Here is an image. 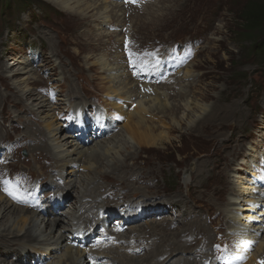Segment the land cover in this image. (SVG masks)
Segmentation results:
<instances>
[{
	"label": "rangeland",
	"instance_id": "1",
	"mask_svg": "<svg viewBox=\"0 0 264 264\" xmlns=\"http://www.w3.org/2000/svg\"><path fill=\"white\" fill-rule=\"evenodd\" d=\"M63 1L67 5V0H34V3H23L22 0H0V140L3 139L8 145L15 143L18 151V159L15 157L11 165H5V167L11 168L12 166L14 171L19 172L29 171L34 179H43V182L48 183L49 186L59 184V190L65 191L74 199L72 203L77 199L80 203L83 200L82 203H84V194H86L85 197H91L90 199L95 203L107 187L116 191L120 190L118 196L115 195L114 198L107 200L108 204L113 203L117 197L120 199L124 192L128 199L135 201L157 196L162 198L161 202L164 205L167 202L176 203L180 207L179 213L181 212V215L176 218V223L181 226H179L180 229L179 227L174 228L175 224L166 219L162 220V223L151 221L142 226L145 229L144 233L154 237L158 245L167 244L162 246L163 249L177 247L176 244L183 242L184 246L180 250L188 252L191 247L185 245L186 238L182 235L183 232H194L195 234L198 230L204 233L205 237L207 236V240L214 239L217 232H221L224 227L233 222L227 215L229 212L238 216L250 215V210L245 209L254 206L260 192L258 188L254 189L255 184L252 177L256 172L255 169H251L249 163L255 160L259 163L258 166L261 165L264 168V53L259 52L258 49L254 50L256 43L264 40V34L257 38V42L251 41L244 34L245 24L239 17L245 6L248 7L254 0H162L142 7L132 5L135 10H129L126 5L124 7L121 0H92L93 7L89 10L72 3V10L69 12L61 9ZM106 3L111 6L112 10H102ZM116 5H120L122 9L120 15H114L120 8ZM115 7H117L116 12H114ZM155 12L163 16L153 20ZM107 15H111V20L107 19ZM126 28H128L127 31H125ZM125 32H131L134 35L135 43L137 41L156 42V40L157 42L158 40L185 41L201 36L204 42L199 48L200 52L190 65L191 69L190 67L186 69L187 76L184 83L192 82V85H183L182 82L181 85L175 84L176 86L168 91L171 94L169 97L162 96L163 103L165 101L173 103L165 112L167 116L153 115L150 112L145 115L147 120L142 124V130L155 127L154 133L165 132L166 136L163 135L159 143L149 145L138 138L132 139L131 127L133 126H130L128 115H125L124 119L114 121L116 131L108 138L101 140L104 144L97 147L100 149L106 142L112 141L111 146L120 145L117 149L120 152L109 157V161L103 157L101 162L92 161V164L88 163V165L82 162L73 169L62 163L65 180L53 181L52 175L59 174L60 171L57 170L56 165L50 164L49 155L45 152H30L38 143L41 145L47 141V137L42 135L40 137L38 133L33 137L29 135L31 131L34 132L38 128L41 132L48 133L46 122L49 119L53 120L56 126L60 124L63 126L60 113L64 107L69 106V101L73 102L72 105H77L80 101L79 97L81 100L85 98L88 106L94 101L107 105V100L109 103L113 100V103L116 101L126 103L128 111L136 112L138 109L133 108L136 106L133 100L124 102L119 96L112 98L105 95L107 91L105 89L109 85L106 74L110 71L102 70L100 62L114 63L112 61L114 57L120 55L122 62L126 63L124 49H121ZM35 55L41 56L43 62L36 59ZM28 58L30 59L29 66L24 63ZM97 61L99 63H96ZM44 62L46 66L43 68L41 64ZM6 63L10 66L6 69L2 68ZM24 67L27 69L24 70ZM126 68L129 72L127 64ZM29 69H34V73L29 72ZM129 77H127V82L130 83V87L136 88L138 84H135L136 77ZM132 78L134 82L131 84L129 79ZM142 83L139 85L142 86L147 81L144 80ZM71 86L74 87L78 98L74 97V93L72 95ZM30 89L34 92L33 98L28 99L29 96H25L23 102L16 100V94ZM175 89L176 92L183 90L182 92L187 93L184 95L185 98L177 96L178 93L173 91ZM145 91V88L142 89L143 93ZM164 94L167 95L165 92ZM137 95L138 92L133 94V99ZM35 96L40 101L48 99L47 102L52 108L49 115H52L53 119L50 116L42 119L40 113L34 115V112L25 108V106L33 107L35 110L38 108ZM6 98L9 102L5 105ZM50 98L54 105L51 104ZM174 103L178 105V111L173 110V107L177 106ZM185 104L190 105V109ZM195 104L214 107L215 112L222 106H232V108L227 113L223 112L224 117L227 116L216 123L209 122L211 115L207 113L205 120L208 119V122L205 127L203 128L199 123L193 128L192 116L199 113V110L194 111ZM110 105H108L110 112L120 117L117 114L119 112L113 113L111 108L113 105ZM3 110L5 113L2 116L1 111ZM155 111L157 112L158 109L155 108ZM42 115V117L46 116V114ZM140 117L135 115L133 123L137 122ZM217 132L220 133L214 136ZM62 134L64 135V133H59L53 138L56 141L53 142L54 145L60 141L59 137L63 136ZM50 147L57 156L58 153L54 152L52 146ZM71 150L72 148L68 149L70 152L66 153V160L73 157V160L78 162V155L69 157ZM257 154L262 157V160L257 158ZM118 158L121 166L116 171L112 170L113 163ZM127 168L129 170L125 172ZM71 170L72 175L69 174ZM89 177L95 178V186L98 185V187L88 189L91 182L86 183L84 187L81 186ZM69 178L74 182L77 181V186L70 189L68 193L63 185L69 182ZM237 185L238 192L233 189ZM246 189L249 190L246 191ZM234 197H241L242 205L245 204L241 207L243 208L241 215L236 209L240 208L237 205L240 202L234 200ZM244 199L250 201L245 202ZM72 203L67 202V214L69 216L79 215V207H75V211L72 210L71 208L75 206ZM258 203L257 210L260 216L255 219L258 221L255 223L257 228L264 222V207H260L264 203L259 201ZM206 213L211 216V223L205 218ZM252 215L256 216L258 212L255 211ZM6 217L0 220V229H4L5 224L9 227L13 223L12 220L18 219L16 214L12 215V219ZM213 217L216 219L211 221ZM247 218L241 219L242 222L248 223ZM59 219L60 217L56 216L49 217L44 224L42 222L44 219L37 218L38 224L43 223V233L41 228L35 225V228H32L34 234L37 232L34 237L39 239H33L31 243L24 242L25 245L19 248L23 254L26 250L31 253L27 255V262L24 264L30 263L29 260L36 252L48 251L50 256H55L57 259L51 264L58 262L59 257L65 254L66 249L70 247L67 246L66 238L62 244L60 243L57 253L50 252L52 245L57 247L55 242L60 231L67 233L66 229L70 228L66 220L58 223ZM197 220L199 223H194ZM238 222L240 223V219ZM155 223H158L161 231L157 232L153 229ZM29 224L28 221L24 225V230L30 227ZM62 226L66 228L62 229ZM133 230L136 231V229ZM239 230L245 231V228H239ZM54 233L57 235L55 236ZM154 233L159 234L156 236ZM163 236L174 237V239L162 240ZM177 237L182 242L176 241ZM236 243L234 238L232 243L229 242V252L236 248ZM220 248L222 249L221 246ZM79 250L82 252L81 249ZM18 253L15 254L13 250L8 253L0 252V257L7 259L9 264H22L23 262L18 260L20 255ZM233 254L229 256V264L237 263ZM175 255L176 253L173 257ZM124 257L127 259L126 256ZM81 259L88 264L84 255ZM142 261L143 263L140 264H145V260ZM244 261L247 260H243L242 263ZM257 263L259 264L255 257L254 264Z\"/></svg>",
	"mask_w": 264,
	"mask_h": 264
},
{
	"label": "bare ground",
	"instance_id": "2",
	"mask_svg": "<svg viewBox=\"0 0 264 264\" xmlns=\"http://www.w3.org/2000/svg\"><path fill=\"white\" fill-rule=\"evenodd\" d=\"M162 0H160V1H158V2H161ZM67 2V5H66V3L63 1L62 3V10H66V11H68L69 12V10L71 11L72 10V6H71V4L72 3H75L76 5H77V7H82L83 9H87V10H89L91 7H93V3L91 4V2H93L92 0H86V1H77V0H67L66 1ZM121 3H122V5L125 7V3H124V1L123 0H121ZM153 3H155V2H149V3H147V4H145V5H149V4H153ZM96 5V4H95ZM117 7H120V5H116ZM117 7H115V9H114V12H116V10H117ZM126 7L129 9V10H135V7L134 6H132V5H126ZM74 8V7H73ZM102 10H104V11H110V10H112V8H111V6H109V5H107V3H106V5L105 6H103L102 7ZM82 11V10H81ZM86 11V10H85ZM121 11H122V9H121V7L118 9V11H117V14H114V15H120L119 13H121ZM157 11V10H156ZM123 14H124V12H123ZM111 15H107V19L109 18V20H111V17H110ZM161 16H163V14L162 15H159V12H155V14L153 15V20H154V18H156V17H158V18H160ZM127 25H128V23H126ZM118 30V27L116 28V31ZM124 42H125V38H124V34H123V44H124ZM122 46V45H121ZM122 50L124 49L123 47L121 48ZM35 57H36V59H39L40 61H41V56L39 57V56H37V55H35ZM121 57H120V55H116L115 57H114V60H112V61H114V63H109L108 61H104V62H100V64L102 65L101 66V69L103 70L104 69V71L105 72H109L110 71V73L109 74H106L107 75V77H106V79H108V82H109V85L106 87V89L105 90H107L105 93V95L106 96H109V97H112V98H115L116 96L118 97L119 96V98H121V100H123L124 102H129V101H132L133 100V103L136 105V106H134L133 108H138L137 109V111L136 112H133V111H128V109L126 108L127 107V104L126 103H118V101H116V102H114L113 103V100L112 99H110V100H112L110 103L108 102V100L106 101L107 102V105H105L106 106V108H107V110L108 111H111V110H109V107H108V105H110V104H112V105H110V106H112L111 108H112V110H113V113H117V112H119V113H117L120 117H117V116H115L114 114V116H115V118H117L118 119V121H120L121 119H124L123 118V116H125V115H128V123L130 124V126H133V127H131L132 129V139H137L138 138V140H140V141H142V142H144V143H146V144H149V145H155V144H157V143H159L161 140H162V138H163V135H165L166 136V134H164V133H159V134H156V133H154V131H153V129L155 128V127H152V129L150 128L149 129V127H148V129L147 130H142L141 128H142V124L145 122V120H147L146 119V117H145V115H148V112H150L151 114H153V115H161V116H163V114L165 115V116H167V113H165V112H167L168 110H167V108H169V106H171V105H173V103H169V102H164L163 103V101L161 100V98H163L164 96L167 98V97H169V95H171V94H169V92L168 91H170V90H172L173 89V87L174 86H176L175 84H177V85H181V82L183 83V85H189L190 86V84L192 83V82H186V83H184L185 82V77L187 76L186 75V73H187V71H186V69L187 68H189L190 67V69H191V64L193 63H191L190 65H186L185 67H183L182 69H183V75H181V77H180V79L178 78H176L177 80H176V82L174 83V84H171V85H162V86H155V85H153L154 84V72L153 71H151V70H149L147 67H145V66H141V69L139 70V75L136 77V82H135V84L136 83H138V84H136V88L134 87H130V83L129 82H127V77H133V73H132V70H130L129 68H128V71L129 72H127V68H126V64L127 63H123L122 62V59H120ZM124 58H125V55H124ZM43 60V59H42ZM103 60V59H102ZM126 60V59H125ZM29 61H30V59L28 58V59H26L25 60V64L27 65V66H29ZM41 62H43V61H41ZM96 63H99L98 61L96 62ZM3 65V64H2ZM42 65V67L44 68L45 66H46V62H44L43 64H41ZM8 66H10L9 65V63H6V64H4V67H2V68H4V69H6V68H8ZM128 66V65H127ZM122 68V69H121ZM124 68H126V70L124 69ZM27 69V67H24V70H26ZM34 71V69L33 70H31V69H29V72H32V73H34L33 72ZM126 71V72H125ZM27 73H29L28 71H26ZM180 72V70H177L176 71V74H177V76H178V73ZM191 72V71H190ZM148 74H150V76L148 75ZM191 74V73H190ZM141 76H143L142 78H141ZM129 77V78H130ZM150 79V81H151V83L149 84V83H144V85H142V86H140L141 84L140 83H142L144 80L146 81V79ZM122 80H124V82H122ZM79 81H81V80H79ZM107 81V80H106ZM105 81V82H106ZM129 81H131V84H132V82H134V79L132 78V79H129ZM140 84V85H139ZM143 84V83H142ZM69 85V84H68ZM71 85H73V84H71ZM149 85H151V86H153V88H151L150 89V86ZM192 85V84H191ZM27 86V85H26ZM74 86V85H73ZM73 86H71L72 87V90H71V92H72V95H73V93H74V97H76V98H78L77 96V94H76V92H75V90H74V87ZM145 88V93H143L142 92V89H144ZM147 88V89H146ZM76 89V88H75ZM140 89V90H139ZM180 89V88H179ZM68 90V89H67ZM140 92H139V91ZM152 90H154V92L152 91ZM25 91V90H24ZM174 91V93H178V95L177 96H180L181 98H185V94H187V93H185V92H182L183 90H180V91H178V92H176V89L175 90H173ZM137 92H138V95H137V97L135 98V99H133V94H137ZM142 92V93H141ZM164 92L167 94V95H165L164 94ZM78 93V92H77ZM17 96H15L16 97V100L18 101H22V100H24V97L25 96H29V97H27L28 99H31V98H33L34 96V92L30 89V90H28V91H26V92H23V93H20V94H16ZM65 95H67V94H65ZM163 96V97H162ZM70 97V96H69ZM80 98V97H79ZM78 98V100H80L79 101V103L78 104H84V103H87V101H85L84 99H79ZM38 103L36 104V106H38V108H36V110L33 108V107H27V106H25V105H23V106H25V108H27V109H29L30 111H32V112H34V115H36V113H40V118H42V119H44L45 117H47V116H50V118H52V115H49V113H51V111H52V108H50V105H49V103L47 102V100H39L36 96H35V98H34ZM66 99V98H65ZM147 99H149V100H147ZM151 99V100H150ZM39 100V101H38ZM59 100V99H58ZM62 100V99H61ZM120 100V101H121ZM135 100V101H134ZM50 101H51V98H50ZM77 101V100H76ZM7 102H9V99H7L6 98V101H5V105L7 104ZM23 102V101H22ZM66 102V101H65ZM68 103V102H67ZM73 102L72 101H69V104H72ZM132 103V104H133ZM51 104H53V102L51 101ZM63 104V103H62ZM61 104V105H62ZM65 104V103H64ZM54 105V104H53ZM174 105H177V104H175L174 103ZM208 105H210V104H208ZM185 106L186 107H188L189 108V106L187 105V104H185ZM156 109H158V111L156 112L155 111V108ZM178 107V105L177 106H174L173 107V110H177V109H179V107ZM182 107V106H181ZM219 108V107H218ZM232 108V106L230 107V106H226V107H220V109L217 111V112H215V109H214V107L213 108H211V107H208L207 105L206 106H203V105H199V104H195V108H194V111H198L199 110V113H196V114H194L193 116H192V122H193V124H192V127L194 128L195 127V125H199V123L203 126V128L205 127V125L207 124V122H208V119L207 120H205V118H207V113H209V115H211V118L209 119V122H212V123H216V122H218V121H221L222 119H225V117L227 116V115H225V117H224V113H227V111L228 110H230ZM190 109V108H189ZM178 111V110H177ZM210 111V112H209ZM154 112H156V113H154ZM224 112V113H223ZM240 112V111H239ZM5 112H4V110L3 111H1V114H2V116H3V114H4ZM217 113V114H216ZM42 114H46V116H44V117H42L43 115ZM135 115H139V116H141L140 117V119L137 121V122H134L133 123V117L135 116ZM5 117V116H4ZM53 119V118H52ZM215 125H217V124H215ZM46 126H47V129H48V133L47 132H41V130H39L38 128H36V130L34 131V132H30L29 133V135H32L33 137L34 136H36L37 135V133L39 134V136L40 137H42V136H45V137H47V141H45L44 143H42L41 145L38 143L37 144V146L35 145L34 147H33V149L30 151V152H45L46 154H48L49 155V157H48V159L50 160V164L51 165H56V167H57V170L59 169V174L57 173V174H53L52 175V178H53V181H56L57 179H59V180H65V177H64V175H63V168L64 167H62V163H65L67 166H70L72 169L74 168V167H76L77 165H79V164H81L82 162L85 164V163H87V165H88V163H91L92 164V161H100V160H102L103 159V157H104V159H108V161H109V157H111V156H114V153H117L119 150H117L119 147H120V145H117V144H115V145H113V146H111V144H112V141H109V142H106V144L103 146V147H100V149L99 148H97L99 145H102V144H104L102 141H99V142H96L95 144H91V145H89V146H86V147H79L76 143H75V140L72 138V137H69V135H66V133L64 132V128H63V126H62V124H60L59 126H56L55 124H54V122H53V120H48L47 122H46ZM197 127H199V126H197ZM130 128V127H129ZM202 129V128H201ZM130 130V129H129ZM130 130V131H131ZM43 131V130H42ZM221 132H222V129L220 130ZM59 133H64V135L63 136H60L59 137V142L57 141V145H54L53 144V142L55 143L56 141H55V139H53L56 135H58ZM220 132H217V133H215L214 134V136H216V135H218ZM28 135V134H27ZM42 135V136H41ZM31 136V137H32ZM38 136V137H39ZM109 137V136H108ZM107 137V138H108ZM116 137H118V136H116ZM125 138V137H124ZM121 139H122V137H121ZM120 139V140H121ZM56 140H58V139H56ZM127 140V139H126ZM31 141V140H30ZM51 141V142H50ZM42 142V141H41ZM120 142V141H119ZM118 142V143H119ZM137 142V141H136ZM139 142V141H138ZM117 143V142H116ZM123 143V142H122ZM141 143V142H140ZM121 144V143H120ZM50 146H52L54 149V152H56V153H58V155L56 156L52 151H51V147ZM55 146V147H54ZM64 147H66V148H64ZM64 148V149H63ZM69 148H72V150H71V154L69 155V157H71V156H73V155H78L79 156V160H78V162H76L75 160H73V157H72V159H69V160H66V153H68V152H70V151H68V149ZM56 149H59V151H55ZM60 149H62V150H60ZM121 149V148H120ZM120 152V151H119ZM65 153V154H64ZM118 157V156H117ZM253 157V156H252ZM259 157V159L260 160H262V157H260L258 154H257V158ZM111 159V158H110ZM114 159V158H113ZM64 161H66V162H64ZM107 161V160H106ZM255 161V160H254ZM254 161H251L249 164H250V167H251V169H255V172L257 171V169H259L260 168V166H258V162H254ZM80 162V163H79ZM101 162V161H100ZM111 162V161H110ZM109 162V163H110ZM119 162H120V160H119V158L118 159H116V161H114V163H113V165H114V167H113V165L111 166V167H113L112 168V170H118V167H120L121 166V164H119ZM221 162V161H220ZM49 163V162H48ZM59 163H60V165H59ZM83 164V166H86V165H84ZM94 164V163H93ZM96 164V163H95ZM111 164V163H110ZM123 164V163H122ZM218 165V164H217ZM94 166V165H93ZM106 166V165H105ZM88 167V166H87ZM227 167V166H226ZM144 169V168H143ZM129 169L127 168V169H125V172H127ZM138 170V169H137ZM75 171V170H74ZM122 171V170H121ZM120 171V172H121ZM139 171V170H138ZM202 171V170H201ZM251 171V170H250ZM72 170H71V172L69 173V174H71L72 175ZM135 173V172H134ZM113 174V173H112ZM257 174V173H256ZM256 174H254V176H257ZM90 175V174H89ZM135 176H136V174H134ZM143 175V174H142ZM141 175V176H142ZM75 176V175H74ZM71 177V176H70ZM102 177H104L103 176V174H102ZM123 177V174H122V176H121V178ZM129 177V176H128ZM144 177V176H143ZM142 177V178H143ZM126 178V177H125ZM141 178V177H140ZM89 179H91V180H89ZM89 181L86 179L82 184H81V186L82 187H84L85 186V184L86 183H88V182H91V184H90V186L88 187V189H91V188H93V187H98V185L97 186H95L96 184H95V182H96V180H95V178H92V177H89ZM133 179V178H132ZM137 179V178H136ZM214 179V178H213ZM127 180V179H126ZM142 180V179H141ZM120 181H122V180H120ZM137 181V180H136ZM77 182V181H76ZM76 182H74L73 181V179H71V178H69V182H67V184H65V185H63V187L65 188V189H67V192L69 193L70 192V189H73V187H75V186H77V183ZM127 182V181H126ZM130 182V181H129ZM134 182V181H133ZM138 183V182H137ZM136 183V184H137ZM112 184V183H111ZM119 184H121V183H119ZM139 184H140V182H139ZM253 184V183H252ZM47 185H49L48 183H47ZM124 185V184H123ZM135 185V184H134ZM151 185V184H150ZM59 186V184H57V187ZM114 186V185H113ZM112 186V187H113ZM217 186V185H216ZM52 187V186H51ZM72 187V188H71ZM123 187V186H122ZM147 187V186H146ZM100 188H101V186H100ZM150 188V187H149ZM215 188V187H214ZM259 189L258 191L260 192L259 193V196H257V199L258 200H255V202H254V206L252 207V208H250V209H248V208H246L245 210H250V215H246V216H244L242 213H243V208H241L243 205H245V204H243L242 205V200H241V197H238V198H236V197H234V200H237L238 202H240V203H237V205L238 206H240V208H236V209H238L240 212V215L241 216H238V215H234L233 213H231V212H229V214H227L229 217H231V219H232V221H233V223H234V225L233 226H235V228H238V229H236V231H237V235H235L236 237V239H237V243H236V248H234V250H233V252H231L233 255H235L234 256V259H235V261L237 262L236 264H254V260H255V257H257V259L258 258H260V259H262V258H264V229H263V227H264V222L257 228V226H256V221L257 220H255V219H257L260 215H259V211L257 210L258 208V201L259 202H261V203H264V189H262L260 186H259V184H258V186H255L254 185V189ZM148 189V188H147ZM235 191H237L238 190V185L235 187V188H233ZM102 190V189H101ZM123 190V189H122ZM135 190V189H134ZM211 190V189H210ZM247 190H249V189H246V191ZM118 191H120V190H118ZM117 191V192H118ZM261 191H263V193H261ZM126 192H128V191H126ZM136 192V191H135ZM152 192V191H151ZM217 192V191H216ZM238 192V191H237ZM0 220L1 219H3V218H5L6 216L8 217V218H10V219H12V215H17L18 216V219L16 220H12L13 221V223H12V225H10L9 227H6V224H5V226H4V229H0V245H4V247H0V252H2V253H8V252H10V250H13L14 251V253L16 254V253H18V254H20L19 256H18V260H20V261H22V258H24L26 255H28V254H31L30 252H29V250H26V251H23L24 252V254L23 253H21L20 252V250H19V248L20 247H23V245H25V243L24 242H32L33 241V239H39V238H36V237H34L35 235H36V233L34 234V232H33V229L32 228H35L34 226L36 225H38V227H40L41 228V231H42V233H43V223H40V224H38V222H37V218L39 217V218H42V219H44L42 222H44V224H46L45 223V221L46 220H48V218H46V217H44V216H41L42 214L39 212V211H35V210H33L32 208L35 206L34 204H32V203H29L28 204V206H18L16 203H14V202H12L8 197H7V195H6V193L0 188ZM104 193V192H103ZM125 193V192H124ZM123 193V194H124ZM133 193V192H132ZM131 193V194H132ZM212 193V192H211ZM250 193H253V192H250ZM85 195L86 194H84L83 196V198H84V203H80L79 201H78V199L76 200V202L75 203H72V201H74V199H72L71 197H69V195H63V200H65V201H70L73 205H75L76 207H85V208H89V213L87 214L88 216H90L91 215V213H92V208L94 207L93 205H94V203L92 202V200L90 199L91 197H85ZM145 195V194H144ZM143 195V196H144ZM142 196V197H143ZM130 197V196H129ZM114 198V197H113ZM229 198V197H228ZM148 199V198H147ZM233 199V198H232ZM245 200V199H244ZM261 200V201H260ZM141 201V200H140ZM250 200H245V202H249ZM257 201V202H256ZM186 202V201H185ZM12 203V204H11ZM168 203V202H167ZM233 203V202H232ZM78 204V205H77ZM83 204V205H82ZM108 204V203H107ZM174 204V203H173ZM236 204V203H235ZM234 204V205H235ZM165 206V205H164ZM197 207V206H196ZM216 207V206H215ZM260 207H264V205L263 206H260ZM45 208H47L48 209V211L49 212H52L55 208L53 207V204H52V199H49V200H47L46 202H45ZM190 208V207H189ZM193 208V207H192ZM216 209V208H215ZM261 209V208H260ZM10 210H12L11 212H10ZM224 210V209H223ZM34 213H33V212ZM191 211V210H190ZM255 211L256 212H258V215H256V216H253L252 215V213H255ZM225 212H227V209H225ZM5 213H6V215H5ZM31 213V216H29V214ZM181 213V212H180ZM186 213V212H185ZM235 213V212H234ZM85 213H83V214H81V215H72L71 217H81L82 215H84ZM190 214H191V212H190ZM86 215V214H85ZM181 215V214H180ZM37 216V217H36ZM69 216V215H68ZM222 216H223V214H222ZM6 217V218H7ZM35 217H36V219H35ZM245 217H248L247 218V220H248V223H245V222H242V220L241 219H243V218H245ZM15 218H16V216H15ZM201 218V217H200ZM225 218V217H224ZM240 219V223L238 222V220ZM87 219V217H85V220ZM227 219V218H226ZM183 220H185V219H183ZM191 220H192V218H191ZM259 220V219H258ZM7 222H9V220H6ZM29 221V225H30V227H28L26 230H24V225L27 223ZM61 221H63L61 218L58 220V223H60ZM207 221V220H206ZM217 221H218V219H217ZM255 221V222H254ZM263 221H264V219H263ZM6 222V223H7ZM180 222V221H179ZM237 222V223H236ZM258 222V221H257ZM162 223V222H161ZM193 223V222H192ZM194 223H199V221L197 220L196 222H194ZM23 224V225H22ZM158 223H155V226H154V230L155 231H161L162 229L161 228H159L160 226H158L157 225ZM230 224V223H229ZM227 225V224H226ZM253 225H255V228H253L252 229V227H253ZM184 226V225H183ZM193 226V225H192ZM45 228V227H44ZM63 228H66V226H62V229ZM69 228V227H68ZM207 228V227H206ZM239 228H245V231H242V230H239ZM181 229H183V228H181ZM60 230V229H59ZM140 230H145V229H143V227H141V229ZM154 230H151V231H154ZM67 231H68V229H67ZM133 231L134 230H132V231H129V232H127V234H131V233H133ZM147 231V230H146ZM192 231V230H191ZM239 231V232H238ZM135 232V231H134ZM169 232V231H168ZM181 232H183V231H181ZM53 233V232H52ZM58 233V232H57ZM171 233V232H170ZM66 234L67 233H65V232H61L60 231V234L57 236V241L55 242V246H57V247H53V245H52V247H50V249H52L50 252H54V253H57V251L59 250V246H60V243L62 244L63 243V241H64V239L66 238ZM153 234V233H152ZM159 233H154V235H158ZM165 234V233H164ZM167 234V233H166ZM177 234V233H176ZM41 235V234H40ZM54 235L56 236L57 234L56 233H54ZM208 235V234H207ZM37 237H39V236H37ZM42 237V236H41ZM207 237V236H206ZM53 238V237H52ZM162 238V240H165L166 238H168L169 240L171 239V238H173L174 239V237H171L170 238V236H168V237H165V236H163V237H161ZM209 238V237H208ZM167 239V240H168ZM176 239V238H175ZM211 239V238H210ZM168 240V241H169ZM177 240H179L178 239V237H177V239H176V241ZM44 241H45V239H44ZM66 241V240H65ZM167 241V242H168ZM180 242H181V240H179ZM29 243V244H30ZM155 243V242H154ZM173 243H174V241H173ZM177 243V242H176ZM162 244V243H161ZM159 244V245H157V248L156 249H153V250H151L150 252H148V253H146L143 257H144V259H142L143 257H140V256H129V255H123V257H121V258H125L124 256H126L127 257V263H124V264H140V263H143V261L142 260H145L144 261V263L145 264H148L149 262L150 263H153V261H155V259H156V257L157 256H159V255H168L169 254V256H167L163 261H159V260H157L156 259V263L157 264H167L168 262L166 261L168 258H170V259H172L173 258V255L176 253V251L177 250H179L180 249V245H182V243L181 244H176L177 245V247L175 246V248L174 249H170V250H167V249H163L162 248V246H166L165 244ZM67 246H69V245H67ZM172 248V247H171ZM181 251V250H180ZM183 251V250H182ZM231 251V250H230ZM48 252V251H47ZM118 252V251H117ZM5 255V254H4ZM23 255V256H22ZM6 256V255H5ZM22 258H21V257ZM4 257V256H3ZM66 257V258H65ZM1 258V257H0ZM65 258V261L63 262V259ZM81 258H83V253L79 250V249H74V248H72V246H70V247H68L67 249H66V251H65V254H63V255H61L60 257H59V259H58V262H56L55 264H85V261H82V259ZM140 258V259H139ZM142 259V260H141ZM234 259H232V262H233V260ZM169 260V259H168ZM243 260H247L246 262L244 261L243 263H242V261ZM264 260V259H263ZM77 261H81V262H77ZM166 261V262H165ZM165 262V263H164ZM9 264L8 262H7V259H2L1 258V260H0V264ZM234 263V262H233ZM183 264H186V263H183ZM258 264V263H257Z\"/></svg>",
	"mask_w": 264,
	"mask_h": 264
},
{
	"label": "trees",
	"instance_id": "3",
	"mask_svg": "<svg viewBox=\"0 0 264 264\" xmlns=\"http://www.w3.org/2000/svg\"><path fill=\"white\" fill-rule=\"evenodd\" d=\"M33 1L34 0H22L23 3H34ZM239 18H241L245 24L244 34L247 35V38L251 39V41L257 42V38L264 34V0H254L248 7L245 6ZM256 49L264 53V40L256 43L254 50Z\"/></svg>",
	"mask_w": 264,
	"mask_h": 264
},
{
	"label": "snow or ice",
	"instance_id": "4",
	"mask_svg": "<svg viewBox=\"0 0 264 264\" xmlns=\"http://www.w3.org/2000/svg\"><path fill=\"white\" fill-rule=\"evenodd\" d=\"M129 55L131 56V53H129ZM5 191H6L10 196H12V197L15 198V199H19V198H20L19 195H18V193H17L16 191H14V190H10V189L6 188ZM261 264H264V261H262Z\"/></svg>",
	"mask_w": 264,
	"mask_h": 264
}]
</instances>
